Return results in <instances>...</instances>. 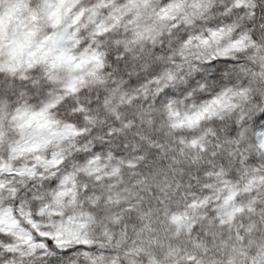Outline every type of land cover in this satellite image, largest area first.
<instances>
[{
	"label": "snow or ice",
	"instance_id": "6c2138e0",
	"mask_svg": "<svg viewBox=\"0 0 264 264\" xmlns=\"http://www.w3.org/2000/svg\"><path fill=\"white\" fill-rule=\"evenodd\" d=\"M5 16L0 264H264V0Z\"/></svg>",
	"mask_w": 264,
	"mask_h": 264
},
{
	"label": "rangeland",
	"instance_id": "374dc122",
	"mask_svg": "<svg viewBox=\"0 0 264 264\" xmlns=\"http://www.w3.org/2000/svg\"><path fill=\"white\" fill-rule=\"evenodd\" d=\"M13 23L14 25L15 24H18V22H15V21H12L11 17L9 16H5L3 20H0V29H4V28H8L9 27V24ZM14 29H20V31L22 30L20 27L18 26H14L13 27V31ZM15 32V31H14Z\"/></svg>",
	"mask_w": 264,
	"mask_h": 264
},
{
	"label": "bare ground",
	"instance_id": "6f19581e",
	"mask_svg": "<svg viewBox=\"0 0 264 264\" xmlns=\"http://www.w3.org/2000/svg\"><path fill=\"white\" fill-rule=\"evenodd\" d=\"M13 15H15V13H13ZM14 31H15L16 33H19V32H20V29H14Z\"/></svg>",
	"mask_w": 264,
	"mask_h": 264
}]
</instances>
